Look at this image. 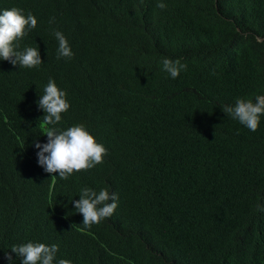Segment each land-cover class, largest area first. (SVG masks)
I'll use <instances>...</instances> for the list:
<instances>
[{
	"label": "trees",
	"instance_id": "1",
	"mask_svg": "<svg viewBox=\"0 0 264 264\" xmlns=\"http://www.w3.org/2000/svg\"><path fill=\"white\" fill-rule=\"evenodd\" d=\"M158 2L0 0L36 17L18 50L43 61L0 59V264H21L11 248L28 242L72 264H264V115L251 131L222 111L264 95V0ZM165 58L187 70L171 78ZM49 78L70 104L57 127L82 123L107 149L68 179L34 146ZM84 187L118 195L90 228L73 203Z\"/></svg>",
	"mask_w": 264,
	"mask_h": 264
},
{
	"label": "clouds",
	"instance_id": "2",
	"mask_svg": "<svg viewBox=\"0 0 264 264\" xmlns=\"http://www.w3.org/2000/svg\"><path fill=\"white\" fill-rule=\"evenodd\" d=\"M157 7L163 9L166 4L159 0ZM36 25V17L30 12L25 15L23 9L13 7L0 11V59L25 68L41 65L43 61L37 48L26 47L22 51L18 50V41ZM53 34L58 41L57 58L70 59L73 52L64 34L56 30H53ZM162 63L163 70L173 79L182 70H187V65L182 64L179 59L173 61L165 58ZM66 95L49 78L44 93L37 102L45 113L43 124L49 126L44 134L48 140L44 144L34 141L35 148L39 149L38 164L48 173H58L61 179H68L74 172L94 168L103 163V157L107 155V149L96 141L84 124H76L66 130L57 127L62 119L61 114L70 108ZM222 111L249 130L256 131L260 117L264 115V95H257L254 100L237 98L234 104L224 105ZM79 196L80 199L73 203L76 211L83 215L84 228H90L93 224H99L103 219L111 217L118 206L117 193H110L108 188L97 192L84 187ZM257 211H264V205L258 204ZM58 251V244L49 246L41 242H28L11 248V252L23 258L21 264H72L68 259L57 260ZM8 260L11 264L10 255Z\"/></svg>",
	"mask_w": 264,
	"mask_h": 264
}]
</instances>
